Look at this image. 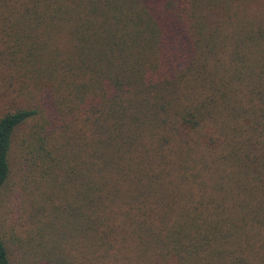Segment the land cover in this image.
<instances>
[{
  "label": "trees",
  "instance_id": "trees-1",
  "mask_svg": "<svg viewBox=\"0 0 264 264\" xmlns=\"http://www.w3.org/2000/svg\"><path fill=\"white\" fill-rule=\"evenodd\" d=\"M12 179L49 264H263L264 0H0Z\"/></svg>",
  "mask_w": 264,
  "mask_h": 264
},
{
  "label": "rangeland",
  "instance_id": "rangeland-1",
  "mask_svg": "<svg viewBox=\"0 0 264 264\" xmlns=\"http://www.w3.org/2000/svg\"><path fill=\"white\" fill-rule=\"evenodd\" d=\"M14 180L12 179L10 185L0 196V233L10 251L11 262L12 264H49L44 260L45 257L40 251L37 255L26 254L25 235L29 225L25 217L29 216L31 220L34 219L32 218L33 214L24 213L18 203H14L16 191V187L13 185ZM251 264L262 263L253 261Z\"/></svg>",
  "mask_w": 264,
  "mask_h": 264
}]
</instances>
